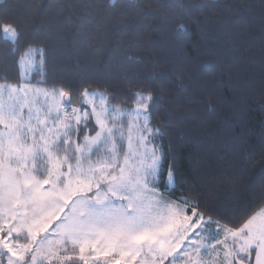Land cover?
<instances>
[{"label": "snow or ice", "instance_id": "6c2138e0", "mask_svg": "<svg viewBox=\"0 0 264 264\" xmlns=\"http://www.w3.org/2000/svg\"><path fill=\"white\" fill-rule=\"evenodd\" d=\"M22 36L0 16L8 51ZM45 55L29 45L18 80L0 76V264H264V198L233 218L203 192L176 195V159L156 142L164 133L147 84L26 82L47 75Z\"/></svg>", "mask_w": 264, "mask_h": 264}, {"label": "trees", "instance_id": "16d2710c", "mask_svg": "<svg viewBox=\"0 0 264 264\" xmlns=\"http://www.w3.org/2000/svg\"><path fill=\"white\" fill-rule=\"evenodd\" d=\"M0 16L23 32L15 53L0 41V76L16 82L19 56L39 44L47 75L28 82L147 84L176 195L203 192L233 218L264 198V0H0Z\"/></svg>", "mask_w": 264, "mask_h": 264}, {"label": "rangeland", "instance_id": "374dc122", "mask_svg": "<svg viewBox=\"0 0 264 264\" xmlns=\"http://www.w3.org/2000/svg\"><path fill=\"white\" fill-rule=\"evenodd\" d=\"M29 75H31V74H29ZM26 82H28V81H26ZM31 83V82H30ZM31 84H33V85H35V86H38V87H45V86H43V85H37V84H34V83H31ZM46 88H48V87H46ZM75 100H77V99H74V103H75ZM41 102L43 103V98H41ZM94 159H95V157H94ZM178 264H180V262L178 261Z\"/></svg>", "mask_w": 264, "mask_h": 264}]
</instances>
